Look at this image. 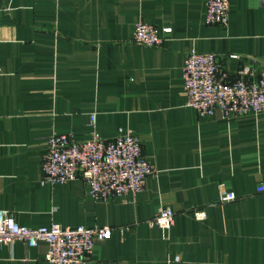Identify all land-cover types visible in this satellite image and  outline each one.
<instances>
[{"label":"crops","instance_id":"obj_1","mask_svg":"<svg viewBox=\"0 0 264 264\" xmlns=\"http://www.w3.org/2000/svg\"><path fill=\"white\" fill-rule=\"evenodd\" d=\"M207 1L0 0V210L29 229L111 227L88 264H264V114L199 118L181 77L192 49L230 76L264 68V4L230 0L222 28L204 23ZM139 22L171 32L139 46ZM91 115L105 140L118 128L140 138L155 170L141 192L103 202L79 179L41 184L44 138L86 141ZM222 191L236 199L219 203ZM161 207L174 212L168 232L146 224ZM45 253L15 240L0 264H47Z\"/></svg>","mask_w":264,"mask_h":264},{"label":"built area","instance_id":"obj_2","mask_svg":"<svg viewBox=\"0 0 264 264\" xmlns=\"http://www.w3.org/2000/svg\"><path fill=\"white\" fill-rule=\"evenodd\" d=\"M230 0H208L204 23L226 27ZM264 4V0H261ZM171 29L144 23L134 25L131 42L144 47L159 48ZM228 59L238 60V55ZM182 91L185 105L197 117L218 113L222 120L264 114V68L258 73L249 66H241L234 76L222 69L213 53L190 50L182 67ZM91 136L77 142L71 134L50 133L44 138L46 152L41 157V184H66L79 179L87 194L95 201H109L128 194H137L144 188L155 170L142 156L141 140L129 130L118 128L113 139L105 140L95 130V115L90 117ZM255 193L264 195V183ZM236 199L234 193L222 191L219 203ZM174 212L161 207L146 221L149 227L168 232L173 225ZM197 213L196 219H202ZM113 229L108 226L64 228L58 224L29 229L19 226L12 214L0 210V244L10 245L18 240L34 248L46 245L47 264H88L95 240L108 239ZM179 259H174L177 262Z\"/></svg>","mask_w":264,"mask_h":264}]
</instances>
